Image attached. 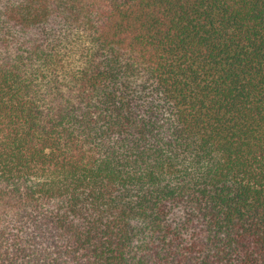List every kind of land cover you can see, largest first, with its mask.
Returning a JSON list of instances; mask_svg holds the SVG:
<instances>
[{
	"label": "trees",
	"instance_id": "obj_1",
	"mask_svg": "<svg viewBox=\"0 0 264 264\" xmlns=\"http://www.w3.org/2000/svg\"><path fill=\"white\" fill-rule=\"evenodd\" d=\"M0 264H264V0H0Z\"/></svg>",
	"mask_w": 264,
	"mask_h": 264
}]
</instances>
